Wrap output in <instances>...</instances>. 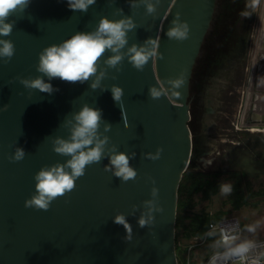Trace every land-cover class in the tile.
<instances>
[{"label":"water","instance_id":"obj_1","mask_svg":"<svg viewBox=\"0 0 264 264\" xmlns=\"http://www.w3.org/2000/svg\"><path fill=\"white\" fill-rule=\"evenodd\" d=\"M152 2L156 11L148 14L140 0H96L87 12L69 9L67 0H31L24 12L10 14L13 30L0 37L15 47L11 60L0 58V264H179V186L194 153L191 85L218 0ZM177 13L189 25L183 41L166 35ZM105 16H131L136 23L128 33L125 54L131 45H145L152 38L160 56L138 71L125 55L118 71L103 62L112 55L106 51L97 72L105 71L106 76L95 90L90 87L95 76L84 83L54 78L48 81L58 89L52 94L20 83L18 78L43 75L37 65L44 48L76 32L93 31ZM176 78L183 81L179 89L169 83ZM113 85L123 89L120 104L113 100ZM152 86L161 88L160 98L150 97ZM85 104L102 110L98 131L101 138L109 137L105 156L86 166L74 190L53 200L47 211L26 208L25 200L35 194V174L69 159L53 151L52 140L69 137L75 121H66ZM105 123L111 125L107 132ZM113 145L117 151L136 154L130 159L137 171L134 180L123 182L105 171ZM16 148L25 152L20 161L10 160ZM158 148L163 149L159 159L145 158ZM153 187L158 189L156 196ZM117 214L131 226L130 241L123 225L114 223ZM141 216L151 218L143 227L138 223ZM213 237L218 240L216 234Z\"/></svg>","mask_w":264,"mask_h":264},{"label":"clouds","instance_id":"obj_2","mask_svg":"<svg viewBox=\"0 0 264 264\" xmlns=\"http://www.w3.org/2000/svg\"><path fill=\"white\" fill-rule=\"evenodd\" d=\"M30 2L31 0H0V37L9 36L13 30L14 23L8 21L10 14L17 10L24 12ZM260 2L261 0H251L248 6L255 9ZM95 3L96 0H67L69 9L81 12H87L89 7ZM140 3L145 5L148 14H153L156 11L152 0H140ZM156 3L158 4L159 0H156ZM130 6L135 8L138 7V4L130 3ZM119 11L122 12V10ZM136 27L137 25L131 16H124L115 20L106 16L101 17L93 31L76 32L62 43L52 44L44 48L39 53L37 65V71L42 73V76L18 79L27 89H36L41 93L52 94L54 91H58L48 82L54 78H59L65 82L84 83L95 76L90 85L95 90L100 87L101 79L106 76L105 71H100L97 75L99 61L106 51L112 53L103 61L109 68H116L119 71L118 65L121 64L126 55L129 63L136 70L143 71L149 59H156L160 54L157 51L158 42L152 38H149L145 45H131L127 48L126 54L122 51L128 45V33L135 30ZM166 35L169 39L177 41L188 38L189 25L179 19V13L172 21V26L167 30ZM148 44L151 45L150 48L146 46ZM14 53L13 42L8 39H0V58H5V62H7L11 60ZM44 77H47V81ZM169 83L179 89L183 81L176 78L170 80ZM111 93L113 100L120 104L123 89L113 85ZM149 95L151 98L157 99L163 95V92L161 88L152 86L149 89ZM73 120L75 123L72 124L67 139L56 137L52 140L53 151L69 157V159L63 164L44 166L35 174V194L30 199L25 200L26 208L47 211L53 200L74 190L75 181L85 174L86 166L100 162L105 156V146L108 144L109 137L105 135L101 138V133L98 131L102 121V110L85 104L66 123L71 124ZM110 128V124H104L105 132L109 131ZM162 151L163 149L158 148L155 153H146L145 158L155 161L160 158ZM107 155L109 163L105 165V171H111L115 177L120 178L123 182L134 180L137 177V171L130 166V159L135 158L136 155L134 152L130 156L125 152L117 151L116 146L113 145ZM24 157V150L16 148L10 160L20 161ZM229 190L227 186L222 187L224 193ZM157 193L158 189L153 187L152 195L156 196ZM145 204L152 205L153 201H145ZM149 220L141 216L138 223L143 227L149 223ZM114 223L123 225L129 234L125 239L130 241L131 226L125 216L117 214L114 217ZM247 250V246L242 245L234 249L233 254L242 255Z\"/></svg>","mask_w":264,"mask_h":264},{"label":"rangeland","instance_id":"obj_3","mask_svg":"<svg viewBox=\"0 0 264 264\" xmlns=\"http://www.w3.org/2000/svg\"><path fill=\"white\" fill-rule=\"evenodd\" d=\"M250 10L254 17L249 20L251 33L245 66L242 69L238 66L240 76L235 72V76L219 77L217 85L211 87L214 104L211 113L203 124L194 127L199 135L205 126L207 145L204 153L192 159L191 169L203 171L210 180L220 182L221 190L211 199H201V193H196V205L191 210L178 212L179 220L181 215L185 222L184 226L176 227L179 264H185L192 242L206 237V230L193 232L198 221L205 217L200 213H220L218 216L223 219L219 222L237 218L243 241L264 239V124L257 122V118L249 119L252 115L264 114V103L261 104L264 102L261 99L264 95V0ZM229 76L235 77L234 80ZM230 89L234 93L228 92ZM191 128L195 137V129ZM237 180L242 183L245 201L239 209L230 198ZM224 186L230 189L227 193L222 191ZM221 247V242L214 240L212 234L207 235L206 243L192 251V259L198 263Z\"/></svg>","mask_w":264,"mask_h":264},{"label":"flooded vegetation","instance_id":"obj_4","mask_svg":"<svg viewBox=\"0 0 264 264\" xmlns=\"http://www.w3.org/2000/svg\"><path fill=\"white\" fill-rule=\"evenodd\" d=\"M248 5L249 0H218L216 16L207 38L210 34L213 36L208 41V47L204 49L205 45L203 46L204 55L199 58L191 85V127L193 128L203 124L207 115L211 113L214 105L211 87L217 85L218 79L220 81L219 77L228 78V75L235 76L236 73L240 76V70L237 71V68L240 65L242 69L245 65V54L249 48L251 33L249 20L254 17ZM233 27L234 33H232ZM233 76L229 78L234 80ZM233 91L234 89L228 90L234 93ZM249 119H253V115ZM204 129L199 132V135L196 129L194 130L201 154L204 153L207 145V134Z\"/></svg>","mask_w":264,"mask_h":264},{"label":"built area","instance_id":"obj_5","mask_svg":"<svg viewBox=\"0 0 264 264\" xmlns=\"http://www.w3.org/2000/svg\"><path fill=\"white\" fill-rule=\"evenodd\" d=\"M210 234H216L217 241H220L223 247L195 263L192 259V251L196 246L206 243L207 235ZM242 238V229L237 218L231 217L220 222L212 221L206 230V237H198L189 246L185 264H264V239L243 241ZM242 245L247 246V252L242 255L233 254V250Z\"/></svg>","mask_w":264,"mask_h":264},{"label":"trees","instance_id":"obj_6","mask_svg":"<svg viewBox=\"0 0 264 264\" xmlns=\"http://www.w3.org/2000/svg\"><path fill=\"white\" fill-rule=\"evenodd\" d=\"M234 31L235 29L233 27L232 33H234ZM212 36L213 35L210 34V36L207 38V41L204 44L205 45L204 49L208 47V41L212 39ZM202 55L204 54L202 53ZM196 68H195V71H196ZM195 71H194V75H195ZM200 154L201 153L198 150L196 138L194 137L193 158L198 157ZM220 190H221L220 182L216 181L215 179L210 180L209 177H207L206 173H204L203 171H194L191 169V166H190L189 170L184 173L182 181L179 186L178 212H184L186 210L187 211L191 210L196 205L197 203V201L195 200L196 193H201V196H200L201 199H211L213 195L217 194ZM230 198L232 200L234 207L237 209L245 205L244 194L242 190V183H240L238 180L237 182L235 181L233 183V188L230 194ZM203 214H205V217L203 219H200L198 223L195 225V227L193 228L194 233L200 230H207V228L209 227V224L212 221H219L223 219V216H218V214L220 213L213 214V215L209 214L208 212L200 213V215H203ZM178 225H183V226L185 225L184 218L181 217V215H180V220H179V217H177L176 227H178ZM177 237L178 236L176 233V244H177Z\"/></svg>","mask_w":264,"mask_h":264},{"label":"crops","instance_id":"obj_7","mask_svg":"<svg viewBox=\"0 0 264 264\" xmlns=\"http://www.w3.org/2000/svg\"><path fill=\"white\" fill-rule=\"evenodd\" d=\"M264 72V71H263ZM264 74V73H263ZM264 77V76H263ZM264 96V95H263ZM263 96H261V99L264 101V97ZM264 102H262L261 104H263ZM261 107H262V105H261ZM263 113H264V111H263ZM262 116H264V114H256V115H253V118H257L256 120H257V122H263L262 124H264V119H262Z\"/></svg>","mask_w":264,"mask_h":264}]
</instances>
